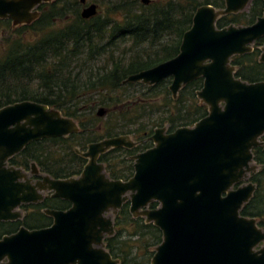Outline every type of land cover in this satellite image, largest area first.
<instances>
[{
    "label": "water",
    "instance_id": "1",
    "mask_svg": "<svg viewBox=\"0 0 264 264\" xmlns=\"http://www.w3.org/2000/svg\"><path fill=\"white\" fill-rule=\"evenodd\" d=\"M52 1L0 0V20L29 25L38 19V8ZM250 2L224 0L223 9L197 8L175 57L124 80L153 86L170 79L175 99L185 85L202 79L196 96L208 112L191 127L155 129L153 147L132 157L134 172L127 181L110 179L99 162L112 149L137 146L121 135L77 150L87 160L79 176L53 179L32 164L31 173L40 176L33 182L7 161L31 142L78 133V123L32 101L0 109V222L21 219L17 209L42 202L45 193L70 204L67 210L43 211L52 220L48 227H20L2 236L0 264H120L104 241L114 235L113 217L126 202L133 218H144L161 232L150 264H264V230L255 218L240 214L256 189L249 177L257 171L252 151L263 144L264 82L242 81L231 65L232 57L251 53L264 37V11L250 25L216 26ZM95 15L96 4L81 13L84 20ZM259 62L264 64V47ZM104 115L103 108L97 110L98 117ZM153 202L158 206L150 209Z\"/></svg>",
    "mask_w": 264,
    "mask_h": 264
},
{
    "label": "trees",
    "instance_id": "2",
    "mask_svg": "<svg viewBox=\"0 0 264 264\" xmlns=\"http://www.w3.org/2000/svg\"><path fill=\"white\" fill-rule=\"evenodd\" d=\"M77 5L78 0L42 4L38 19L29 25L12 27L11 21L0 20V109L32 101L59 110L79 127L78 133L67 137L31 142L10 165L27 169L35 163L53 179L77 177L87 163L77 150L85 151L88 144L105 138L129 135L141 141L137 148H115L99 158L110 179L127 181L134 172L130 157L151 146L155 129L164 127L171 133L191 127L208 112L196 96L202 79L185 85L175 99L168 90L170 79L153 86L125 84L124 80L175 57L197 8L223 9L224 0H151L148 5L121 0L106 8L104 15L88 20L80 17ZM263 9L261 0H252L245 11L220 18L216 26L253 24ZM125 40L131 42L128 54L115 55L116 45ZM263 46L264 37L255 42L253 52L232 57L237 78L264 82V64L259 62ZM100 108L105 110L103 117L97 116ZM253 159L258 169L249 179L256 189L240 214L255 218L264 230L262 148L253 150ZM157 206L153 202L149 208ZM69 207V202L50 196L40 205H26L21 221L0 223V238L20 226L29 230L48 227L52 220L43 213L45 209ZM113 221L115 233L104 241L111 256L120 264H150L153 249L162 241L160 230L144 218H133L129 202Z\"/></svg>",
    "mask_w": 264,
    "mask_h": 264
},
{
    "label": "flooded vegetation",
    "instance_id": "3",
    "mask_svg": "<svg viewBox=\"0 0 264 264\" xmlns=\"http://www.w3.org/2000/svg\"><path fill=\"white\" fill-rule=\"evenodd\" d=\"M252 1V0H251ZM262 2H263V0H261ZM141 3V2H140ZM251 3V2H250ZM250 3H249V5H250ZM90 4H95V3H90V2H88L87 0H85V2L84 3H82L81 2V0H78V5L76 6V11L80 14V17H81V13H82V11H83V9H85L87 6H89ZM150 4V3H149ZM263 4H264V2H263ZM97 5V4H96ZM248 5V6H249ZM263 11H264V9H263ZM101 13V11H99V7H98V5H97V15H99ZM97 15H95V16H97ZM94 16V17H95ZM94 17H91V18H94ZM82 18V17H81ZM91 18H89V19H91ZM261 39V38H260ZM259 40V39H258ZM254 45H255V43H254ZM254 45H253V50H254ZM264 47V46H263ZM261 48L262 47H260V50H261ZM253 52V51H252ZM261 54V53H260ZM260 57V56H259ZM166 133H168L167 132V130H166ZM262 136H264V134L262 135ZM261 136V138L259 139L260 140V142H262L263 144H262V146H260V147H257V148H262V150H263V148H264V140L262 139L263 137ZM151 137V136H150ZM133 139V138H132ZM134 140V139H133ZM151 140V139H150ZM135 142H137L138 144H137V146L139 145V143H141V141H136V140H134ZM151 143H152V141H151ZM153 143L151 144V146L149 147V148H147L146 150H148V149H150V148H152L153 147ZM137 146L135 147V148H137ZM135 148H133V149H135ZM126 149V148H125ZM146 150H143V151H139V152H137L136 154H138V153H141V152H144V151H146ZM253 152V151H252ZM263 152V151H262ZM135 154V155H136ZM264 154V153H263ZM18 155V154H17ZM135 155H133V156H135ZM16 156V155H15ZM101 156V155H100ZM132 156V157H133ZM132 157H130V159L132 160ZM13 158V157H12ZM12 158H10L8 161H7V167H15V168H20V169H22L23 170V172L25 173V174H27V178L28 179H30V180H32L33 182H35L36 180H38V179H40V176L39 175H33L31 172H32V168H31V165L32 164H35V163H31L30 165H29V167L26 169V168H24V167H18V166H15V165H10V160L12 159ZM100 158V157H99ZM254 160V159H253ZM133 161V160H132ZM134 163V162H133ZM255 163V162H254ZM256 164V163H255ZM36 165V164H35ZM256 166H257V164H256ZM36 169L38 170V172L40 173V174H45V173H42L41 171H40V169H39V167L36 165ZM257 169H258V166H257ZM134 170V169H133ZM252 174V173H251ZM250 174V175H251ZM47 175V174H46ZM250 178V177H249ZM249 181H250V179H249ZM47 196H50L51 197V194L50 193H45L44 194V198H43V200H42V202L44 201V199H45V197H47ZM57 199V198H56ZM61 200V199H60ZM42 202H40V203H38V204H25V205H21L17 210H19L20 211V213L22 214V217H21V219H18V220H16V221H7V222H0V223H14V222H18V221H21L22 219H23V217H24V215H25V210H24V206H26V205H40ZM52 210V209H51ZM21 227V226H20ZM19 227V228H20ZM18 228V229H19ZM18 231V230H17ZM16 231V232H17Z\"/></svg>",
    "mask_w": 264,
    "mask_h": 264
},
{
    "label": "rangeland",
    "instance_id": "4",
    "mask_svg": "<svg viewBox=\"0 0 264 264\" xmlns=\"http://www.w3.org/2000/svg\"><path fill=\"white\" fill-rule=\"evenodd\" d=\"M87 1L90 2V3L97 4L98 7H99V11H101L100 14L101 15H104L105 12H106V8H111L112 6H115L121 0H87ZM138 3H140V0H138ZM39 15H40V11H39ZM114 18H116V17H114ZM16 35L17 34H14V36H16ZM119 43L120 44H117L116 45V54L115 55L120 56V55H123V54H128V52H129V46H130L131 42L128 41V40L127 41L125 40L124 42H119Z\"/></svg>",
    "mask_w": 264,
    "mask_h": 264
}]
</instances>
